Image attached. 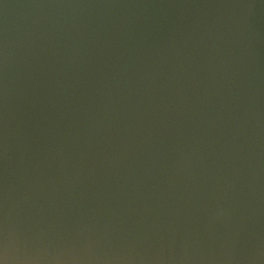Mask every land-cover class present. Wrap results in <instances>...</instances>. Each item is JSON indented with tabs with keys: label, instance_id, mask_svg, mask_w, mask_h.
<instances>
[{
	"label": "water",
	"instance_id": "1",
	"mask_svg": "<svg viewBox=\"0 0 264 264\" xmlns=\"http://www.w3.org/2000/svg\"><path fill=\"white\" fill-rule=\"evenodd\" d=\"M0 264H264V0H0Z\"/></svg>",
	"mask_w": 264,
	"mask_h": 264
}]
</instances>
